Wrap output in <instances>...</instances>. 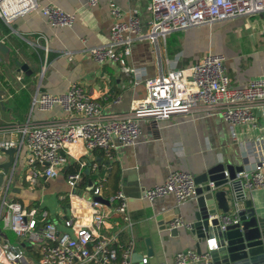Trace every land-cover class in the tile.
Instances as JSON below:
<instances>
[{
  "label": "crops",
  "instance_id": "crops-1",
  "mask_svg": "<svg viewBox=\"0 0 264 264\" xmlns=\"http://www.w3.org/2000/svg\"><path fill=\"white\" fill-rule=\"evenodd\" d=\"M41 7L54 5L68 13L75 14L72 28H52L40 12L29 13L15 20L11 25L0 18V127L18 123L23 127L66 119L60 107L42 112L34 107V99L40 93L64 94L75 82L83 84L88 94L100 102L108 114H126L133 106L148 97L145 83L156 77L161 70L185 69L199 62L209 51L224 54L227 73L234 86H243L249 80L264 75V29L252 24L246 42L241 38L235 44L221 47L215 40L214 24L199 27L169 36L163 52L159 55L148 40H137L128 61L135 74H125L119 66L107 62L97 64L91 57V49L109 41L115 19L110 3L118 5L126 15L137 13L142 22V32L150 28V0H99L95 7L90 0H38ZM264 18V14L256 15ZM256 16L240 17L226 21L228 27L233 21L246 20ZM257 26V27H256ZM27 66L25 69L23 66ZM46 68L44 69V67ZM134 81L139 85H134ZM106 97H111L105 100ZM120 98L115 104L112 99ZM257 128L240 126L235 129L221 115L174 116L168 121L156 123L143 121L142 136L132 147L120 148L116 161L109 163L101 174L110 180L113 168L117 170L118 181L113 191L122 190L128 196V209L133 223L135 252L133 264H174V257L181 251L197 250L196 242L186 236L187 230L180 229V237H172L169 230H159L157 217L168 215L192 223L191 212L194 199L179 205L173 195L149 202L143 197L146 189L162 184L172 171L189 172L194 176L216 164L243 167L251 170L264 160V115L256 112ZM0 140L21 142L22 134H3ZM18 165L13 178L5 176V189L0 191V210L9 185L7 200H14L24 207L41 206L51 214V220L63 226V219L72 216L80 226H93V211L80 196L68 197L70 192L67 175L74 169L80 170L82 162L87 166L83 173L87 181H96L94 165L104 162L100 151L88 152L82 144L71 147L70 165L54 180L32 187L26 180L25 145L16 149ZM9 156L0 151V165L9 161ZM263 159V160H261ZM75 171V172H77ZM0 173H4L0 170ZM107 183V182H106ZM116 186V188H115ZM89 188L90 185H89ZM258 212L264 213V189L247 193ZM66 196L65 200H60ZM105 197H109L105 195ZM100 211L107 215V226L101 230L107 236H117L121 243H127L132 235L124 229L121 216L114 212L115 204L102 200ZM168 218V217H167ZM171 222V221H170ZM168 222H165L166 225ZM159 235H164L159 241ZM1 236H4L2 238ZM152 240L154 255H149L147 239ZM9 240L13 245L20 243L15 234L0 224V242ZM15 240L19 244L14 243ZM207 241L201 243L206 250ZM29 258L32 249L25 251Z\"/></svg>",
  "mask_w": 264,
  "mask_h": 264
},
{
  "label": "built area",
  "instance_id": "built-area-1",
  "mask_svg": "<svg viewBox=\"0 0 264 264\" xmlns=\"http://www.w3.org/2000/svg\"><path fill=\"white\" fill-rule=\"evenodd\" d=\"M98 3L99 0H90L91 7ZM110 10L115 22L109 41L91 49V57L99 65L111 62L131 75L135 74V69L128 61L137 40H148L161 55L171 34L264 14V0H150V28L146 34L142 32V22L136 12L126 15L115 3H110ZM33 12H40L52 28H72L77 20L75 14L58 6L41 7L38 0H0V18L8 25ZM226 61L224 54L209 51L199 62L185 69L161 70L145 83L148 97L126 114L106 113L83 84L75 82L64 94L40 93L34 99V107L42 112L60 107L67 115L65 120L54 119L28 127L18 123L0 127V136L22 134L21 142L0 140V151L26 146V180L32 187L57 179L65 171L70 165L72 146L82 144L88 152L100 151L105 160L93 166L98 175L94 182H88L83 173L86 162H82L79 171L67 175L68 197H82L93 211L91 227L78 225L70 216L63 219V226L73 232L63 231L60 224L51 220L47 209L24 207L4 198L0 224L15 234L20 245L15 246L9 240L0 242V264H133L135 239L128 196L119 190L106 198L107 179L100 175L101 170H107L108 164L116 161L120 148L139 142L143 121L159 123L174 116L221 115L233 129L240 126L258 129L256 112L264 115V75L243 86H234ZM133 84L136 86L139 82ZM112 101L117 104L120 98ZM237 176L246 194L264 189V160ZM197 188L194 175L172 171L164 183L146 189L143 197L154 202L173 195L182 205L196 198ZM65 199L66 196L60 198ZM100 199L115 204L114 212L121 216L124 229L132 235L127 243H121L117 236L101 233L109 217L100 211L103 205ZM173 229L190 230L191 223L176 218L168 224V230ZM217 248V240L209 239L206 250L201 253L194 249L181 251L174 257V264H214L212 251ZM26 249H32L34 256L29 258ZM148 260L143 258V264H148Z\"/></svg>",
  "mask_w": 264,
  "mask_h": 264
},
{
  "label": "water",
  "instance_id": "water-1",
  "mask_svg": "<svg viewBox=\"0 0 264 264\" xmlns=\"http://www.w3.org/2000/svg\"><path fill=\"white\" fill-rule=\"evenodd\" d=\"M26 67L23 66L24 69ZM2 97L3 92L0 91V99ZM3 153L10 158L6 164L0 165V170L4 172L0 173V191L5 189V176L13 178L19 161L15 148ZM243 171V167L219 163L195 176L198 188L190 215L191 229L185 235L196 242L199 253L204 240L215 238L218 248L212 251L214 264H264V213L257 211L242 189L237 175ZM8 193L9 185L5 190V199ZM172 220L167 214L158 216L159 230L167 231L165 222L169 224ZM169 234L180 237L182 231L173 229L169 230ZM164 237L159 235V241L162 242ZM146 243L149 255L153 256L151 238Z\"/></svg>",
  "mask_w": 264,
  "mask_h": 264
},
{
  "label": "rangeland",
  "instance_id": "rangeland-1",
  "mask_svg": "<svg viewBox=\"0 0 264 264\" xmlns=\"http://www.w3.org/2000/svg\"><path fill=\"white\" fill-rule=\"evenodd\" d=\"M246 22L247 24H245V22L235 20L231 22L228 27L222 25L225 22L216 25L214 28V33L216 35L215 40H218V42L221 44V47L226 46L229 48V46L235 44V41L238 38H241L243 42H246V39L249 37V32L254 33L256 31L251 29L252 24L260 25L264 29V18L259 16H256L253 19L249 18L246 20ZM1 237L4 238V236ZM13 241L16 245L19 244L15 240Z\"/></svg>",
  "mask_w": 264,
  "mask_h": 264
},
{
  "label": "trees",
  "instance_id": "trees-1",
  "mask_svg": "<svg viewBox=\"0 0 264 264\" xmlns=\"http://www.w3.org/2000/svg\"><path fill=\"white\" fill-rule=\"evenodd\" d=\"M103 155V154H102ZM74 172L77 171V169L73 170ZM111 176H110V180L108 179L107 183L105 184V192L104 194L107 196H111L112 194H114V192H110V188L113 191L114 185L117 183L118 181V176H117V170L113 168V172H111ZM116 188V186H115Z\"/></svg>",
  "mask_w": 264,
  "mask_h": 264
}]
</instances>
